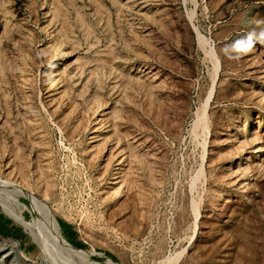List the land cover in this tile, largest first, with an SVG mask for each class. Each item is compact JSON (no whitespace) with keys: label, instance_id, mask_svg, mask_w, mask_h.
<instances>
[{"label":"rangeland","instance_id":"374dc122","mask_svg":"<svg viewBox=\"0 0 264 264\" xmlns=\"http://www.w3.org/2000/svg\"><path fill=\"white\" fill-rule=\"evenodd\" d=\"M197 1L0 0V179L85 252L0 185V264H264V0ZM195 26L222 61L205 151Z\"/></svg>","mask_w":264,"mask_h":264},{"label":"bare ground","instance_id":"6f19581e","mask_svg":"<svg viewBox=\"0 0 264 264\" xmlns=\"http://www.w3.org/2000/svg\"><path fill=\"white\" fill-rule=\"evenodd\" d=\"M185 2H192L197 7L199 1H197V0H185ZM187 15H188V18L190 19V21H193L195 16H196V9H193L192 11H189ZM195 29H196V33H197L196 35H197L198 44L204 50V52H205V54L207 56V59L210 60V62L212 63V68H211L212 86H211V90L209 91V93H208L207 97L205 98V100L202 102L201 106L196 111V118H195L194 126H193V129H192L195 138L199 137L200 135H204L205 134L204 142H203L204 151H205V150H207L206 144L208 142L207 140L209 139L208 136L211 133L209 108H210V105H211V101L214 98L215 88H216V84H217L218 79H219V75H220V73L222 71V61H221L218 53L216 52V49L213 46V43H211L209 38L205 34H203L198 29L197 26H195ZM99 120H101V119H99ZM207 137H208V139H207ZM205 154H206V152L203 153V158L204 159H205ZM202 177H205L204 165L202 166V168H200L197 171L196 177L192 178L193 179L192 180V184H191L192 188L197 186L196 185L197 182ZM0 185L11 187L12 194H13V196L11 198L12 201H8V200L5 199L6 200L5 203H2V206H3L4 210L9 215H11L16 221H18L19 223L23 224L29 231L32 232V234L36 238H38L40 240L41 236L38 233V229L35 228L36 224L34 225L33 222H30L24 216L23 210H24V208H26L28 206H27V204H25V203L20 201V199L18 198V196H20V195H23V196L27 197L32 202L34 208L38 212L39 220L40 221L43 220L46 224H48V231L50 232V238H51L52 242H54L55 244L59 245V247H61L63 249H67V250L75 252L77 254H84L85 253L84 251L72 246L70 244V242L63 236V234L61 232L60 225L58 223V220H57L52 208L50 207V205L47 203L46 200H44L43 198L38 197L34 193L33 190L28 189V188L27 189L23 188L22 186L20 187L17 184H14V183L9 182V181H5V180H1L0 179ZM0 203H1V201H0ZM198 204L199 203H196V205H198ZM196 207L197 208H196L195 211H196V217L198 219L199 216H200L199 215L200 212H199L198 206H196ZM35 222H36V220H35ZM0 240H3V239H0ZM0 245H2L1 242H0ZM1 248H4V246L1 247ZM8 253L9 252L0 251V259H3L4 257H6L8 255ZM182 254H183V252H177L176 254L169 255L167 257L166 262L164 264H177L178 260L182 256ZM1 263L3 264V262H1Z\"/></svg>","mask_w":264,"mask_h":264}]
</instances>
